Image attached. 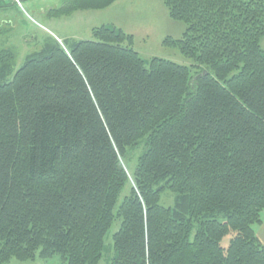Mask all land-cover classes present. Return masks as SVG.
Masks as SVG:
<instances>
[{
	"label": "trees",
	"instance_id": "obj_1",
	"mask_svg": "<svg viewBox=\"0 0 264 264\" xmlns=\"http://www.w3.org/2000/svg\"><path fill=\"white\" fill-rule=\"evenodd\" d=\"M161 1L185 24L164 44L192 76L146 63L132 35L104 25L89 40L48 36L17 70L0 48V264H98L115 220L111 264H264V0ZM134 151L130 185L122 161Z\"/></svg>",
	"mask_w": 264,
	"mask_h": 264
},
{
	"label": "rangeland",
	"instance_id": "obj_2",
	"mask_svg": "<svg viewBox=\"0 0 264 264\" xmlns=\"http://www.w3.org/2000/svg\"><path fill=\"white\" fill-rule=\"evenodd\" d=\"M21 5L10 3L0 9V48L10 49L14 54V70L23 63L25 57L39 50L48 36H76L77 39H92V28L107 23H117L122 29L133 36L132 47L147 63L157 57L173 61L189 67L190 76L198 69L193 68L192 61L185 58L177 47L164 44L166 38L180 39L185 24L173 20L168 15L167 8L161 0H131L120 1L116 5L103 10H78L68 15L50 16L49 7H59L61 0H20ZM49 29V30H48ZM54 33V34H51ZM54 38V37H53ZM71 43L73 38H62ZM264 50V37L260 41ZM138 151L128 154L123 167L127 170L129 184H132L131 174L135 169ZM126 185L119 195L121 201L128 194L130 185ZM175 194L168 186L160 193L159 203L162 206H172ZM119 221H113L104 237V252L98 264H111L115 252L112 235L118 229ZM256 226H254L255 228ZM230 235L225 236L221 245L226 247ZM5 264H61V258L54 255L48 259L36 257L31 261H18L14 258Z\"/></svg>",
	"mask_w": 264,
	"mask_h": 264
},
{
	"label": "crops",
	"instance_id": "obj_3",
	"mask_svg": "<svg viewBox=\"0 0 264 264\" xmlns=\"http://www.w3.org/2000/svg\"><path fill=\"white\" fill-rule=\"evenodd\" d=\"M120 1H124L123 3H127L128 1H131V0H116V1H114L112 4H110L108 7H106V8H104V9H107V8H109V7H111L112 5H116V3H119ZM9 3H4V2H0V9H4L3 7L4 6H6V5H8ZM54 8H58V7H49V11L51 10V9H54ZM101 10H103V9H101ZM49 11H48V13H49ZM93 11H95V10H93ZM49 15H50V13H49ZM50 16H52V15H50ZM54 17H56V16H54ZM101 25H104V26H107V27H113V28H115V29H120V30H122L124 33H126V34H129V35H131L130 34V32H128V31H126V29H122L117 23H114V22H112V23H107V24H100V25H98V26H101ZM95 27H97V26H95ZM95 27H93V28H95ZM92 28V29H93ZM91 29V30H92ZM49 30V29H48ZM51 34H54V33H51ZM57 38H59L60 40H62V38L64 39V38H73V40H81V39H77L78 37H76V36H69V35H67V36H62L61 35V37H59L58 35H56V34H54ZM52 37H54V36H52ZM84 40H87V39H84ZM254 230H255V233H256V236H257V238L259 239V241L262 243V245L264 246V210L262 211V222L260 223V224H258V225H256V227L254 228Z\"/></svg>",
	"mask_w": 264,
	"mask_h": 264
},
{
	"label": "built area",
	"instance_id": "obj_4",
	"mask_svg": "<svg viewBox=\"0 0 264 264\" xmlns=\"http://www.w3.org/2000/svg\"><path fill=\"white\" fill-rule=\"evenodd\" d=\"M0 1L1 2H6V3H13V4H16V5H21V1L20 0H0ZM57 40H58L59 43H61L59 39H57Z\"/></svg>",
	"mask_w": 264,
	"mask_h": 264
},
{
	"label": "water",
	"instance_id": "obj_5",
	"mask_svg": "<svg viewBox=\"0 0 264 264\" xmlns=\"http://www.w3.org/2000/svg\"><path fill=\"white\" fill-rule=\"evenodd\" d=\"M203 74L205 73V71L202 72Z\"/></svg>",
	"mask_w": 264,
	"mask_h": 264
}]
</instances>
